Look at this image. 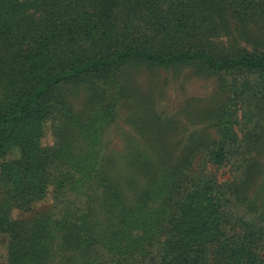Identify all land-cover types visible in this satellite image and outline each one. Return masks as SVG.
I'll return each instance as SVG.
<instances>
[{"label": "trees", "instance_id": "trees-1", "mask_svg": "<svg viewBox=\"0 0 264 264\" xmlns=\"http://www.w3.org/2000/svg\"><path fill=\"white\" fill-rule=\"evenodd\" d=\"M203 10L212 12V31L230 32L233 22L249 20L248 26L264 16V0H0V68L12 69L15 86L0 103V156L9 157L0 169V234L9 242L6 264H45L43 241L51 216L25 221L13 218L12 211L28 209L51 187L59 205L67 190L71 170L54 176L49 146L43 143L57 87L110 73L131 61L152 66L189 62L214 73L240 71L257 75V80L264 76L263 43L245 41L242 48L218 55L207 47L198 19ZM249 44L257 47L249 51ZM229 149L226 132L201 160L222 166L230 160ZM180 167L160 185L163 201L154 197L131 210L110 182L97 197L93 186L83 189L90 198L89 212L82 200L83 209L75 201L79 210L55 220L54 227L68 222L77 230L94 223L96 233L89 228L62 235L64 247L72 252L67 262L146 264L145 250L153 247L152 264H264L259 254L264 216L250 221L241 210L238 223H232L227 207L231 199L219 190L223 185L208 176L193 182V173L175 201L163 199L177 183ZM96 171L97 166L91 167Z\"/></svg>", "mask_w": 264, "mask_h": 264}, {"label": "rangeland", "instance_id": "rangeland-1", "mask_svg": "<svg viewBox=\"0 0 264 264\" xmlns=\"http://www.w3.org/2000/svg\"><path fill=\"white\" fill-rule=\"evenodd\" d=\"M198 17L204 42L217 55L236 51L253 39L264 44V16L248 26L249 20H240L239 26L233 22L230 32L212 31V12L203 10ZM256 47L247 46L249 51ZM11 71L8 65L0 68V103L15 90ZM55 99L43 143L49 146L54 176L71 170L67 190L59 205L51 187L44 199L34 200L28 209L12 211L13 218L25 221L51 216L50 232L43 241L45 264H69L72 252L61 236L65 238L72 229L64 222V228L56 230L55 220L79 210L75 201L83 209L82 200L87 205L84 211L89 212L90 198L83 189L93 186L97 197L110 182L124 194L131 210L154 197L163 201L158 189L180 165L177 183L163 199L175 201L194 173L193 182L208 176L223 185L219 190L231 199L227 207L232 223L239 221L236 216L241 210L250 221L264 216V76L257 80V75L240 71L214 73L189 62L152 66L131 61L110 73L60 85ZM226 132L229 162L216 167L202 162L201 154ZM7 159L0 156V169ZM95 166L97 171L91 172ZM93 225L72 231L91 228L95 234ZM8 243L7 236L0 234V264L8 262ZM145 252L146 264H152L155 249ZM259 254L264 259V246Z\"/></svg>", "mask_w": 264, "mask_h": 264}]
</instances>
